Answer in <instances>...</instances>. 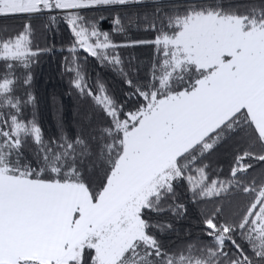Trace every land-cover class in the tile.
Masks as SVG:
<instances>
[{
    "label": "snow or ice",
    "instance_id": "6c2138e0",
    "mask_svg": "<svg viewBox=\"0 0 264 264\" xmlns=\"http://www.w3.org/2000/svg\"><path fill=\"white\" fill-rule=\"evenodd\" d=\"M0 18L20 21L0 25V264H264V0H0ZM61 31L85 107L46 136L34 70Z\"/></svg>",
    "mask_w": 264,
    "mask_h": 264
},
{
    "label": "trees",
    "instance_id": "16d2710c",
    "mask_svg": "<svg viewBox=\"0 0 264 264\" xmlns=\"http://www.w3.org/2000/svg\"><path fill=\"white\" fill-rule=\"evenodd\" d=\"M20 21L14 18H0V25H14ZM37 25L39 21L35 22ZM103 27L108 28L107 22H102ZM135 38H146L142 34L133 33ZM117 39H120L117 37ZM67 33L61 31L56 36V48L53 52L46 54L42 57L40 63L35 68V79L33 82V92L36 96L35 115L36 119L40 123L46 136L55 135L56 122L58 118H62L64 123L71 128L73 124L79 119L77 115L78 111H82L85 104L79 101L74 95L71 94L68 77L62 75L61 61L63 57L67 55L62 51L63 47H66ZM51 43V42H50ZM141 58H146L151 49L148 47H141L137 49L128 50ZM128 52H125L127 55ZM90 70L99 72L100 75L108 82L109 86L116 90L119 94L121 87L118 80H116L111 73L103 68H97L94 61L89 62ZM29 109V113H31ZM231 159V149L229 145L225 144L219 147L211 157L208 158L210 163V174L213 178L220 174L221 178H225ZM227 211V208H226ZM196 219V210L190 208V220ZM188 222H183L179 225L181 228L188 227Z\"/></svg>",
    "mask_w": 264,
    "mask_h": 264
}]
</instances>
